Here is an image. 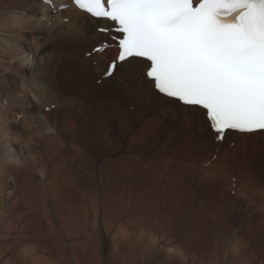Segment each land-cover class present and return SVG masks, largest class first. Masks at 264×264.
Instances as JSON below:
<instances>
[{"label": "bare ground", "instance_id": "bare-ground-1", "mask_svg": "<svg viewBox=\"0 0 264 264\" xmlns=\"http://www.w3.org/2000/svg\"><path fill=\"white\" fill-rule=\"evenodd\" d=\"M53 3L69 7L54 14L41 0H0V194L14 189L0 235L17 228L21 239L0 243V264H98L101 236L117 263L264 264V135L217 144L200 117L182 120L150 96L133 105L118 87L98 86L115 55H86L103 39L95 32L102 22L70 0ZM5 97L19 99L9 111ZM48 100L56 104L49 110ZM141 185L183 192L195 209L180 216L172 201L150 219L163 200ZM89 222L87 238L74 225Z\"/></svg>", "mask_w": 264, "mask_h": 264}, {"label": "snow or ice", "instance_id": "snow-or-ice-1", "mask_svg": "<svg viewBox=\"0 0 264 264\" xmlns=\"http://www.w3.org/2000/svg\"><path fill=\"white\" fill-rule=\"evenodd\" d=\"M53 9V0H42ZM102 22L88 57L113 55L95 77L134 105L150 96L182 120L200 117L222 143L264 135V0H72ZM65 10L67 6H62ZM67 22V21H66ZM52 21H49L51 26ZM31 65L32 56L19 57ZM7 147V145H5ZM209 155L206 167L218 158ZM22 166L19 160L11 161ZM233 188L235 184L233 183ZM179 250L169 249V252Z\"/></svg>", "mask_w": 264, "mask_h": 264}, {"label": "rangeland", "instance_id": "rangeland-1", "mask_svg": "<svg viewBox=\"0 0 264 264\" xmlns=\"http://www.w3.org/2000/svg\"><path fill=\"white\" fill-rule=\"evenodd\" d=\"M16 8V7H15ZM11 9H13V7H11V8H8V9H6V10H11ZM5 10H1L0 11V13H3ZM64 21L66 22V19H64ZM76 39L74 38V41H75ZM5 100H7L6 101V103H8L9 102V104H6L5 105V107H4V109H7V111H9V108L11 109L12 107V104L14 103V100H19L18 98H15V97H6L5 98ZM9 100V101H8ZM52 102V104H49V106L47 107V108H51V107H53L54 105H55V103L53 102V101H50V100H48L46 103L48 104V103H51ZM36 103H37V101H36ZM7 107V108H6ZM25 108V107H24ZM43 107H41L40 108V110L42 109ZM18 110V109H17ZM16 110V111H17ZM19 111V110H18ZM37 113V112H36ZM23 115L24 114H22V113H20V114H18L17 115V120L18 121H16V123H15V129H16V131H18V130H21V123H20V121H21V119H22V117H23ZM19 122V123H18ZM18 125V126H17ZM102 126H105V124H103ZM106 126H108L109 127V124L108 125H106ZM106 129H108V128H106ZM39 131L40 132H42L43 131V129H42V127L39 129ZM14 137H15V135H14ZM18 137H16V139H17ZM39 140V142H40V138L38 139ZM37 140V141H38ZM42 140V139H41ZM12 142H13V140H12ZM38 142V143H39ZM15 144H17L16 143V140H15V142H14ZM19 151V150H18ZM106 162L104 161V159H103V161H102V164H105ZM105 167H106V165H104ZM106 169H108L107 167H106ZM37 174L39 175V176H42V177H45V175L42 173V172H40V171H38L37 172ZM79 174H81L82 175V172H80ZM129 176V175H128ZM2 179H4V178H2ZM126 181H129V180H127L126 179ZM92 184V183H91ZM114 184H117V183H114ZM124 185H126V184H124ZM136 187H138L139 188V192L141 193V194H144V195H146L147 193H151L152 195H154V194H158V196H159V198H161L162 200H163V202L161 203V205L159 206V208L157 209V211H155V212H153V213H150L149 214V218L150 219H154V218H159L164 212H170V210H169V208L171 207V205L170 206H167V204L169 203H171L172 201H177L178 202V206L181 208L180 210H178L176 213L178 214V215H183V213H184V209H190V210H194L195 208H194V205H193V203H192V201H191V199H190V197H189V195H187V194H185V193H183V192H179V191H177L176 190V195L173 197L171 194H167V195H165L164 193H162L159 189H155V190H152L151 192H149V191H147V190H145L144 188H143V186L141 185V186H136ZM7 188V189H6ZM165 188H169V187H165ZM10 190V191H9ZM13 188H10V187H7L6 185H5V187H4V190H3V192H1V194H0V196L2 197V202H1V204H3L2 206H1V204H0V227H2V221H4V222H6V223H9V222H7L6 220H4L3 219V217H5V213H7V211H8V208H9V203H10V200H11V195H12V193H13ZM124 188H121L120 187V191L122 192V193H124ZM7 192H9V193H7ZM8 194V195H7ZM232 194H234L233 192H232ZM4 213V214H3ZM2 214V215H1ZM192 215H193V217L194 218H198V213H197V211H194L193 213H192ZM1 219H3V220H1ZM75 227H77V228H79V229H81L85 234H86V236H87V238H89V236H90V232L92 231V222H89V223H80V224H76V225H74ZM81 227V228H80ZM52 228H53V225H52ZM5 229V228H4ZM8 229V228H7ZM1 230H3V229H1ZM8 230H10L8 233H5V234H3L2 236L0 235V243L4 240V239H7V238H12L14 241H16V242H18V240L19 241H21V239H20V231H19V229H17V228H15V230L14 229H8ZM73 232V231H72ZM71 232V233H72ZM100 236H101V232H99L98 233ZM17 235V236H16ZM65 237H67V235H65ZM19 238V239H18ZM17 239V240H16ZM13 240H12V243H13ZM100 244H101V246H102V248H100V250H99V254H98V258H97V263L98 264H131V258H126V257H122L121 258V260H120V263H117L116 261H114L113 260V257H111L110 259L109 258H107L106 256L107 255H109L110 253H111V249H112V244H111V242H110V240L109 241H105L104 239H102V236H101V240H100ZM227 245H228V247H231L232 248V246L227 242L226 243ZM107 245V246H106ZM233 250H234V248H233ZM159 254H157V256H158ZM2 256V255H1ZM188 257H190V256H188ZM190 258H192L193 259V257H190ZM5 258L3 257L2 258V262H5L6 260H4ZM188 259V258H187ZM100 260V261H99ZM102 260V261H101ZM109 261V263L107 262V261ZM112 260V261H111ZM178 261H179V259H177ZM189 260V259H188ZM222 260H224V258L223 259H221V260H219V261H222ZM53 261L54 260H51V262L53 263ZM191 264H193L192 262H190ZM207 264H211V262L210 263H207Z\"/></svg>", "mask_w": 264, "mask_h": 264}]
</instances>
